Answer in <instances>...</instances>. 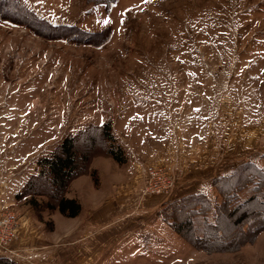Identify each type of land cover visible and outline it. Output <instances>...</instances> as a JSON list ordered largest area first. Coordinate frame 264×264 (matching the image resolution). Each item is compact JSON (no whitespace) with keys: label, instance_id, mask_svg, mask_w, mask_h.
Here are the masks:
<instances>
[{"label":"rangeland","instance_id":"374dc122","mask_svg":"<svg viewBox=\"0 0 264 264\" xmlns=\"http://www.w3.org/2000/svg\"><path fill=\"white\" fill-rule=\"evenodd\" d=\"M3 1L0 155L14 165L10 173L16 159L51 150V142L32 143L43 136L31 127L30 114L67 100L76 112L80 96L113 113L112 123L120 117L121 136L115 133L125 146L150 136L175 146L176 138H204L210 127L223 137L239 131L251 138L264 126V0H115L108 7L85 0ZM28 9L60 26L50 28ZM255 153L259 159H249L253 149L246 148L240 159L246 161L210 177L207 193L166 200L137 243L126 241L98 264H264V178L253 176V189L238 175L232 195L218 190L235 183L227 176L238 167L255 163L264 176V148ZM150 165L168 168L175 179L158 196L169 198L185 183L175 167ZM171 219L208 223L184 234Z\"/></svg>","mask_w":264,"mask_h":264},{"label":"crops","instance_id":"0c3cea01","mask_svg":"<svg viewBox=\"0 0 264 264\" xmlns=\"http://www.w3.org/2000/svg\"><path fill=\"white\" fill-rule=\"evenodd\" d=\"M79 99L82 102L77 103L80 107L76 108L79 109L76 112L66 99L65 105L53 108L42 105L31 113L28 119L31 127H37L43 136V140L32 143L39 146L51 142L52 150L66 134L81 132L80 137L83 138L91 131L86 133L85 129L104 123L110 124L116 139V133L121 136L118 131L122 130L117 128L120 117L112 123L110 117H113V113H108L100 105L96 107L92 97L80 96ZM216 130L219 129L210 127L207 135L200 140L176 138L175 146L167 145L164 142L166 139L162 141L150 136L144 141L137 139L133 145H126L129 148L126 149L118 139L126 155L125 163H118L112 157L98 152L93 155L90 163V168L97 173L98 184H94L89 173L70 182L66 196L80 202V213L75 217H66L56 210L45 211L44 221L36 217L30 205L14 198L27 179L37 173L35 160L39 154L16 159V169L11 173L9 167L14 168V165L0 155V178L5 179L4 185L0 184V208H13L19 216L17 237L12 247L20 253V257L12 259L18 264H98L102 256L111 255L114 248L126 241L131 239L137 243L143 231L148 232L145 229L149 221L166 200L197 191L207 193L210 177L226 174L231 167L246 161L240 160L246 148L253 149V157L249 159H259L255 148H264V126L255 129L251 138L249 135L243 137L245 135L239 131L236 137L233 133L230 137H223L222 133L215 134ZM1 143L0 140V150ZM141 144L145 150L139 147ZM220 153L224 155L221 158ZM32 160L35 161L31 167L34 172L29 171ZM152 162L175 167L180 181H185L174 189L169 198L143 196L141 193L145 166H150ZM223 165H226V169H220ZM197 177L204 180L195 182ZM47 220L52 221V229L46 227Z\"/></svg>","mask_w":264,"mask_h":264},{"label":"trees","instance_id":"16d2710c","mask_svg":"<svg viewBox=\"0 0 264 264\" xmlns=\"http://www.w3.org/2000/svg\"><path fill=\"white\" fill-rule=\"evenodd\" d=\"M85 1L94 4H104L108 7L114 3L115 0ZM2 2L4 1L2 0ZM26 13L27 15L35 16L34 18H39L29 9ZM39 19L43 24L46 22L50 28L60 26L59 24H50L44 19ZM89 130H91L90 133L85 134L83 138L80 137L81 132L77 134H66L48 154L39 156L36 159V164L38 166L37 173L31 175L21 189L14 195L16 201H26V203L34 210L36 217L40 221H44L43 213L45 211L53 212L56 210L66 217H75L80 213V202L75 198L67 197L66 192L69 188L70 182L74 178L83 174L89 173L92 176L94 183L98 184L97 173L90 168L93 155L101 152L112 157L118 163L126 162L125 152L116 140L109 123H104L97 127H89L88 129H85L84 132L88 133ZM258 168L259 167L255 163L252 164V167L240 168V171H238V167V169L236 168V170H233L232 173L228 174L227 177L233 176L232 180H235L238 175L240 177L243 175V180L245 182L247 180L252 182L253 176L264 178L263 172L260 171V169L258 171ZM241 180H235V183H232L231 185L225 184L223 188L219 187L218 190L223 195L230 196L237 191L238 187H240L238 185H240ZM260 181L263 182L264 179H260ZM252 183L253 185L251 187L253 188L254 185H258V180L256 179ZM253 195L250 196L253 197ZM194 196L195 194L188 195V197L184 196V198L188 200L193 199ZM262 203H264V200ZM243 216L240 214L238 219H242ZM204 221V219H192V221L184 220L182 222H175L171 219L170 223L175 231L184 233L185 229H192V225L193 230L196 231L201 225H203ZM205 222L208 223V220ZM45 223L48 229L53 228L51 220H47ZM0 264L18 263L10 257L0 255Z\"/></svg>","mask_w":264,"mask_h":264},{"label":"built area","instance_id":"2783aa9c","mask_svg":"<svg viewBox=\"0 0 264 264\" xmlns=\"http://www.w3.org/2000/svg\"><path fill=\"white\" fill-rule=\"evenodd\" d=\"M145 178L142 183V195L167 193L175 184L171 171L164 166H145ZM5 179L0 178L4 185ZM19 216L9 207L0 208V255L10 258L19 257L20 253L11 247L16 240Z\"/></svg>","mask_w":264,"mask_h":264},{"label":"snow or ice","instance_id":"6c2138e0","mask_svg":"<svg viewBox=\"0 0 264 264\" xmlns=\"http://www.w3.org/2000/svg\"><path fill=\"white\" fill-rule=\"evenodd\" d=\"M145 2H147V0H145ZM103 23H104V24H108V23H109V20H108V19H105V20L103 21Z\"/></svg>","mask_w":264,"mask_h":264}]
</instances>
